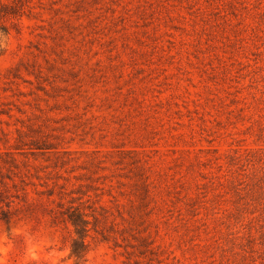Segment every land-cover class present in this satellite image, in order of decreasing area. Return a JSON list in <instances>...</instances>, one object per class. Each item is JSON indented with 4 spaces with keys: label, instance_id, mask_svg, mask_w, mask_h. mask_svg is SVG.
I'll list each match as a JSON object with an SVG mask.
<instances>
[{
    "label": "rangeland",
    "instance_id": "rangeland-1",
    "mask_svg": "<svg viewBox=\"0 0 264 264\" xmlns=\"http://www.w3.org/2000/svg\"><path fill=\"white\" fill-rule=\"evenodd\" d=\"M1 4L0 264H264V0Z\"/></svg>",
    "mask_w": 264,
    "mask_h": 264
},
{
    "label": "trees",
    "instance_id": "trees-1",
    "mask_svg": "<svg viewBox=\"0 0 264 264\" xmlns=\"http://www.w3.org/2000/svg\"><path fill=\"white\" fill-rule=\"evenodd\" d=\"M7 5H0V56L3 54V46L9 36V30L3 23V19L6 17ZM4 165H9L8 172H12V168H17L13 162H2ZM5 168L0 163V174ZM13 181L12 177H8ZM10 187L8 183L0 181V221L7 224L10 223L11 216L17 210V204L8 198ZM69 202V206H64L63 215L67 221L71 224L74 230V238L71 245V257L74 259L75 264H86V258L89 252L90 244L88 239L90 238V226L91 223L88 220V216L85 210L81 206H74V202ZM6 208V209H5ZM96 230V226L94 227Z\"/></svg>",
    "mask_w": 264,
    "mask_h": 264
}]
</instances>
